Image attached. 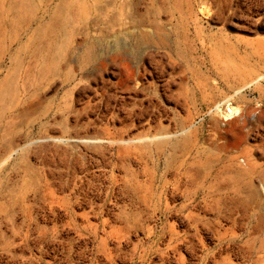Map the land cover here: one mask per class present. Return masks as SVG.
Returning a JSON list of instances; mask_svg holds the SVG:
<instances>
[{
  "label": "rangeland",
  "instance_id": "rangeland-1",
  "mask_svg": "<svg viewBox=\"0 0 264 264\" xmlns=\"http://www.w3.org/2000/svg\"><path fill=\"white\" fill-rule=\"evenodd\" d=\"M0 264H264V0H0Z\"/></svg>",
  "mask_w": 264,
  "mask_h": 264
},
{
  "label": "bare ground",
  "instance_id": "bare-ground-1",
  "mask_svg": "<svg viewBox=\"0 0 264 264\" xmlns=\"http://www.w3.org/2000/svg\"><path fill=\"white\" fill-rule=\"evenodd\" d=\"M240 112V109L239 108H233V109H230L229 106H227V109L224 110L222 113V117L225 119V120H228V119H231L235 116H237ZM246 169L248 171H251L253 172L255 167L254 165H252L251 163L250 164H246Z\"/></svg>",
  "mask_w": 264,
  "mask_h": 264
}]
</instances>
